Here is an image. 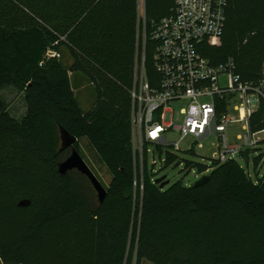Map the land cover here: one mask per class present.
Segmentation results:
<instances>
[{"label": "trees", "instance_id": "trees-1", "mask_svg": "<svg viewBox=\"0 0 264 264\" xmlns=\"http://www.w3.org/2000/svg\"><path fill=\"white\" fill-rule=\"evenodd\" d=\"M144 1L145 65L155 86L151 21L171 15L175 0ZM226 16L222 35L198 50L214 66L232 59L240 79L255 83L264 71V0H229ZM142 29L139 0H0V88L13 84L28 104L21 120L0 116V264H131L135 252L138 264H264L261 155L257 180L236 158H211L200 186L161 189L146 169L140 203L131 90ZM49 50L61 56L46 58ZM60 125L87 138L111 173L102 202L86 175L59 172L70 150L54 142ZM250 130H264V101Z\"/></svg>", "mask_w": 264, "mask_h": 264}, {"label": "built area", "instance_id": "built-area-1", "mask_svg": "<svg viewBox=\"0 0 264 264\" xmlns=\"http://www.w3.org/2000/svg\"><path fill=\"white\" fill-rule=\"evenodd\" d=\"M228 1L175 0L171 15L151 21L149 38L154 42V64L159 73V83L154 86L145 65L148 39L145 1L139 0L143 45L134 67L131 133L134 185L140 203L143 201L145 174L149 165L153 172L151 181L157 184L154 168L157 154L165 156L161 159L165 166L172 164L176 158L170 162V156L178 151L197 154L194 146L214 134L217 138L216 150L214 157H209V162L212 163L211 158L224 162L238 154L244 155L245 146H257L261 142L255 137L258 132L250 130V118L264 101V71L257 82H243L234 70L232 59L224 65L214 66L197 47L206 37L222 35ZM60 56L56 50H49L46 54V58ZM223 75L227 76L226 84L221 83ZM175 105L179 107L177 113ZM231 106L238 111V116L231 115ZM234 123H241L247 130L239 135L242 145L229 143L227 128ZM170 131H177L180 138L168 141L166 134ZM186 138L193 141L190 148L182 150L180 143ZM150 155L153 156L151 164ZM263 159L262 156L259 167ZM211 165L207 164L204 171H196L194 167H185V170H193L200 179L211 171ZM247 170L250 173L249 165ZM131 264H138L136 252ZM140 264L154 263L143 260Z\"/></svg>", "mask_w": 264, "mask_h": 264}, {"label": "rangeland", "instance_id": "rangeland-1", "mask_svg": "<svg viewBox=\"0 0 264 264\" xmlns=\"http://www.w3.org/2000/svg\"><path fill=\"white\" fill-rule=\"evenodd\" d=\"M70 57L68 55L63 56V60L67 65L70 63ZM221 83H227V76H221ZM81 100L85 102V97H81ZM85 108L88 107V104H84ZM182 106V104H181ZM176 113L179 110V107L175 105ZM28 104L25 99L24 93L17 89L13 84H8L2 88H0V116L3 111H6L9 115L14 116L18 120H21L27 113ZM231 115L238 116V111L234 109L233 106L230 108ZM54 127H52L53 129ZM51 129V130H52ZM53 132V131H52ZM247 130H245L241 123L230 124L227 128V135L230 144H238L242 145L243 140L239 138V135L245 134ZM57 135L54 133V142L59 150L62 145L61 135L59 127L57 128ZM255 137L259 138L261 142L257 146H245L246 152L248 155L238 154L235 158L239 162V164L245 168L248 167L250 169V174L253 179L257 180L258 176L254 169V158L261 155L264 157V130L255 134ZM166 138L168 141H177L180 138V134L177 131H170L166 134ZM193 139L186 138L181 141L180 147L182 150H186L191 147ZM217 143V138L213 134L206 138L205 140L200 141L198 144L194 146L197 154L193 153H185L178 151L176 154V159L172 164H167L165 166L162 158L165 156L156 155L157 164L154 166L156 170V176L161 177L166 175L167 179L170 181L164 188H167L169 185L175 182H182L183 185L192 186L199 179L195 176L193 170H185V167H194L196 171H199L200 165L212 164L209 162V157H214L213 152L216 150L215 144ZM82 157L85 159L87 164L102 182V184L107 188L112 181V175L108 171L107 167L99 158L95 148L91 145L87 138H82L78 141V147H76ZM71 154V149L68 151L67 156ZM247 157L249 158V162H247ZM153 156L149 157V164H151ZM264 159L261 162L260 174L259 177L264 176ZM149 169L151 170V165H149ZM94 193L97 196V192L94 189ZM133 241L131 239L130 243Z\"/></svg>", "mask_w": 264, "mask_h": 264}, {"label": "water", "instance_id": "water-1", "mask_svg": "<svg viewBox=\"0 0 264 264\" xmlns=\"http://www.w3.org/2000/svg\"><path fill=\"white\" fill-rule=\"evenodd\" d=\"M67 55L70 57L69 54ZM69 59L70 65L72 63V59L71 57ZM59 129L62 140L60 150L71 148V154L65 160L59 163V172L61 174H66L68 171L77 170L86 175L92 183L94 189L96 190L100 202H102L107 195V188L102 184V182L99 180V178L96 176V174L93 172V170L90 168V166L87 164L85 159L75 147L76 142H78V138L70 133V131L62 125H60ZM208 180L209 175H203L202 178L196 181L195 186L203 185ZM155 182L159 184L161 189H163L167 184H169L170 181L167 179V176L164 175L158 177ZM30 203L31 201L29 199H23L19 202L21 206H27Z\"/></svg>", "mask_w": 264, "mask_h": 264}, {"label": "flooded vegetation", "instance_id": "flooded-vegetation-1", "mask_svg": "<svg viewBox=\"0 0 264 264\" xmlns=\"http://www.w3.org/2000/svg\"><path fill=\"white\" fill-rule=\"evenodd\" d=\"M68 149H71V148H68Z\"/></svg>", "mask_w": 264, "mask_h": 264}]
</instances>
